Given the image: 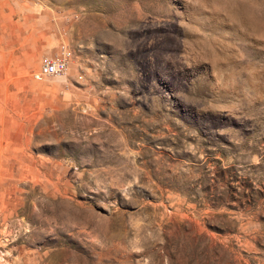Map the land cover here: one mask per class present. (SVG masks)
<instances>
[{
    "label": "rangeland",
    "instance_id": "374dc122",
    "mask_svg": "<svg viewBox=\"0 0 264 264\" xmlns=\"http://www.w3.org/2000/svg\"><path fill=\"white\" fill-rule=\"evenodd\" d=\"M0 264H264V0H0Z\"/></svg>",
    "mask_w": 264,
    "mask_h": 264
},
{
    "label": "built area",
    "instance_id": "2783aa9c",
    "mask_svg": "<svg viewBox=\"0 0 264 264\" xmlns=\"http://www.w3.org/2000/svg\"><path fill=\"white\" fill-rule=\"evenodd\" d=\"M67 69L66 59L63 56L47 57L41 66L34 72L33 78L43 80L50 76H64Z\"/></svg>",
    "mask_w": 264,
    "mask_h": 264
}]
</instances>
